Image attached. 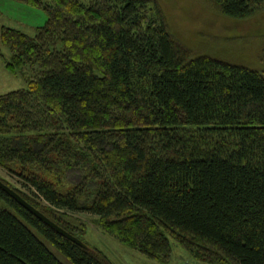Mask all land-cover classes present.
<instances>
[{
  "label": "trees",
  "instance_id": "trees-1",
  "mask_svg": "<svg viewBox=\"0 0 264 264\" xmlns=\"http://www.w3.org/2000/svg\"><path fill=\"white\" fill-rule=\"evenodd\" d=\"M18 1L47 22L2 29L7 70L35 75L0 95V166L21 187L0 180L77 237L67 213L159 261L170 236L203 264H264V71L185 45L159 0ZM210 2L234 19L264 6ZM65 260L114 264L0 187V264Z\"/></svg>",
  "mask_w": 264,
  "mask_h": 264
},
{
  "label": "rangeland",
  "instance_id": "rangeland-1",
  "mask_svg": "<svg viewBox=\"0 0 264 264\" xmlns=\"http://www.w3.org/2000/svg\"><path fill=\"white\" fill-rule=\"evenodd\" d=\"M173 34L185 45L200 53H208L232 62L264 71V6L247 19H234L222 14L210 0H159ZM47 22V14L18 0H0V95L26 89L35 71L12 74L6 68L11 52L1 38L4 27H13L35 36ZM23 71V70H22ZM0 177L17 184L18 175L0 166ZM79 228V238L91 248L104 251L114 264H203L169 236L173 253L170 261H159L112 238L101 228L99 218L89 213H67ZM59 255V254H58ZM67 264H70L65 260Z\"/></svg>",
  "mask_w": 264,
  "mask_h": 264
},
{
  "label": "water",
  "instance_id": "water-1",
  "mask_svg": "<svg viewBox=\"0 0 264 264\" xmlns=\"http://www.w3.org/2000/svg\"><path fill=\"white\" fill-rule=\"evenodd\" d=\"M0 187L7 192L12 198H14L16 201H18L22 206H24L26 209H28L32 214H34L36 217H38L40 220L45 222L47 225H49L51 228H53L55 231H57L62 236L70 239L71 241L79 244L80 246L84 248H88L89 246L83 242L79 237L73 235L66 229L59 226L56 222L51 220L49 217H47L44 213H42L39 209L34 207L32 204H30L27 200H25L16 190H14L12 187L4 183L2 180H0Z\"/></svg>",
  "mask_w": 264,
  "mask_h": 264
},
{
  "label": "built area",
  "instance_id": "built-area-1",
  "mask_svg": "<svg viewBox=\"0 0 264 264\" xmlns=\"http://www.w3.org/2000/svg\"><path fill=\"white\" fill-rule=\"evenodd\" d=\"M183 264H186V263H183Z\"/></svg>",
  "mask_w": 264,
  "mask_h": 264
}]
</instances>
